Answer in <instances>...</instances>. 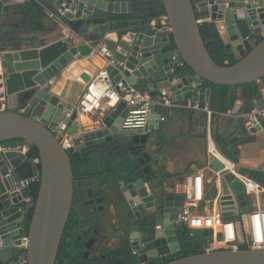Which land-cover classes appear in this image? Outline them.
Wrapping results in <instances>:
<instances>
[{"label": "water", "instance_id": "1", "mask_svg": "<svg viewBox=\"0 0 264 264\" xmlns=\"http://www.w3.org/2000/svg\"><path fill=\"white\" fill-rule=\"evenodd\" d=\"M52 8H60L71 0H42ZM171 36L160 21L140 23L130 15L135 12V0H77L74 12H67V26L79 34L82 43L71 45L61 41L62 29L55 40L34 35L30 24L19 34L33 33L34 44L23 47L20 41L7 40L6 31L13 15L34 18L41 12L39 6L24 8L20 3L0 0V264H22L25 253L27 264H55L63 233L70 218L75 179L70 152L63 148L55 128L71 101L55 89L63 72L73 71L84 57H89L99 42H104L113 52L116 65L110 71L112 80L125 81L141 91H148L158 102L150 105L151 114L143 128H124L122 122L128 113L127 96L115 107L97 115L90 126L84 127L81 113L74 110L70 118L64 117L69 133L76 135L74 154L97 148L101 153L127 155V160L142 152L134 170L119 184L127 203V243L138 250L136 258L148 264H264V246L205 250L210 241L208 229H197L192 238L193 253L183 255L180 234L183 226L175 219L183 204L184 193L170 187L155 169L157 152L148 151L149 142L161 143L156 135L162 127L158 119L167 112L159 98L160 89L171 81L170 68L174 48L189 70L180 71L170 85L174 101L198 100L200 108L210 102L211 89L205 81L222 85H239L264 79V36L254 40L264 31V0H161ZM42 8V9H41ZM201 14L220 21L225 28V47L237 54L236 62L217 63L210 54L201 32ZM22 23H16L18 26ZM23 26V25H22ZM12 30L11 38L13 37ZM85 84L90 76L82 74ZM198 82L201 85H198ZM246 89L244 88V92ZM13 103V104H12ZM4 104V108L2 107ZM6 105V106H5ZM248 118H245V122ZM264 129L260 124L249 127L247 133ZM239 129L226 139H215L220 153L237 165L238 172L264 185V169L240 164L238 146ZM10 139H22L24 145L5 147ZM36 146L38 163L33 162L34 177H39L38 193L34 202L23 205L25 192L23 179L17 167L25 161L27 149ZM22 147L26 149L22 150ZM133 151V150H136ZM133 163V162H132ZM210 168L221 172L218 180L220 206L225 221L235 219V210H251L244 184L227 167L222 158L213 157ZM81 185H79L80 187ZM173 188L174 190H171ZM81 203L80 205H83ZM82 214V212H78ZM28 223V228H26ZM122 232L115 234L122 243ZM27 243L22 247V239ZM243 244V234L240 236Z\"/></svg>", "mask_w": 264, "mask_h": 264}, {"label": "built area", "instance_id": "2", "mask_svg": "<svg viewBox=\"0 0 264 264\" xmlns=\"http://www.w3.org/2000/svg\"><path fill=\"white\" fill-rule=\"evenodd\" d=\"M12 3L25 4L35 2L43 7L56 22L62 26L67 27L68 30L64 32L61 41L70 44L75 38H79L78 32L69 28L64 19L67 12H74L77 0H71V3L64 2L60 8L54 9L48 6L42 0H10ZM157 21H160L162 26L171 36L173 32L172 26L168 23L167 16H160ZM200 22L203 19L200 18ZM156 24V21L153 23ZM256 43V41L254 42ZM90 56H98L102 58L103 64L97 69L95 74L90 77L86 86L76 100L72 103L70 109H66L63 117L58 122L55 128V134L59 139L61 145L67 151H74L76 149V135L69 133V127L64 117L70 118L74 110L79 113H94L100 110L115 107L121 100H127L129 110L125 116L122 127L124 128H143L151 114L150 105L158 102L159 99H154L148 91H141L137 87L125 82L119 81L115 83L112 80L110 71L116 65V60L113 52L108 48L104 42L98 43ZM172 60L175 62L170 68L171 81L169 84L160 89V96L163 100L162 105L168 110L159 119V123H163L169 111L177 107L179 104L171 98L170 85L176 76L180 73L181 68L187 67L185 61L180 58L177 48H174ZM200 86L201 83L198 82ZM192 109H204L211 113L208 105L200 108L198 103L190 105ZM248 121L247 127H254L260 124V117L264 118V108L255 106L248 113H246ZM26 147H23L22 150ZM208 153L212 157L222 158L227 162L228 169L233 172L240 181L244 184L245 193L250 200L251 210L249 212H241L239 209L235 210V219L225 221L223 211L220 206V189L217 186L218 180L221 177V172H214L210 165L208 167L199 168L197 165H192L193 172L186 178L184 182V200L179 209L177 218L175 219L176 226L188 227L191 230V236H195L197 229H208L210 241L203 247L205 250L232 248L238 249L243 245L248 247L264 246V185L260 182L249 178L238 172V167L233 162L226 160L215 142V139L210 138L207 147ZM38 158L34 162L38 163ZM210 171L212 178L207 177L205 172ZM32 181H38V176H33ZM31 181V182H32ZM30 182V183H31ZM208 183L216 184L217 195L213 198H207L206 190ZM29 182H23V191L25 192L23 205L29 206L34 202L35 197L27 193ZM243 234V244L240 242V236ZM27 236L22 239V247L26 246ZM131 252L138 255V250L131 247ZM22 264H27L28 259L25 253L21 256Z\"/></svg>", "mask_w": 264, "mask_h": 264}, {"label": "crops", "instance_id": "3", "mask_svg": "<svg viewBox=\"0 0 264 264\" xmlns=\"http://www.w3.org/2000/svg\"><path fill=\"white\" fill-rule=\"evenodd\" d=\"M22 5L24 8H33L34 6L39 7V5L35 2H29ZM33 15H35L33 19H31L30 17L25 18L21 14L13 15L10 18L6 17L11 21L8 26H3V28L8 27L6 31V39H15L17 41H20L23 47H27L34 44L35 41L33 36H35L36 34L43 37L46 36V41L52 42L55 40L54 35H56L57 32H59L61 29L63 33L68 30L67 27L60 26L56 22V20L48 13H46L43 9L41 12H33ZM200 16L203 19V22L213 21L208 14H201ZM157 19H153L150 24H153ZM16 23L22 24L15 26ZM140 23L143 22L140 21ZM30 24H33V26L37 27L35 28L34 35L33 33H29L24 36L22 34H19V31L27 29ZM215 24L217 25L223 42H225V38L223 37L225 35V28L223 27V23L220 21H215ZM13 29L14 33L13 37L11 38V36L9 35L11 34ZM263 36L264 31L260 35L255 36L254 40H258ZM80 43H82V40L80 38H75L69 44V46L77 45ZM230 53H232V55L236 58V53L231 51ZM102 64L103 60L98 56H89L82 58L76 69H74L72 72H63V75L58 77L55 89L63 98L71 102H76L86 86L82 74L86 73L91 77L95 74L97 69ZM256 82L260 87L262 99L260 102L256 101L255 106L264 108V79L258 80ZM1 90L2 89H0V93ZM211 100L212 90L210 95V102ZM175 102H177L179 105L169 111V114L166 120L162 123V127L160 128V130L157 133L153 134L161 140L160 147L157 150L158 152L156 154L157 164L155 169L159 171L158 173H161V178L165 179L170 187H174L176 191L183 192L184 182L186 178L193 172V170H191V166L197 165L199 168H203L210 165V161L213 158L207 150L210 138L216 139L219 137H224L228 139L236 134L239 129H242L245 135H243V133H239L237 143L233 144L232 146L237 145L239 148L238 157L240 159V164L264 169V129L260 130L257 133H247L249 128L247 127L245 122V118L247 117L246 113L242 111V108L246 107L247 104L242 99L237 100L235 106L228 112L220 113L214 118H212V111L211 113L207 112L208 116L206 124L200 118V111L190 108V105L193 103H198V100L195 101L191 98L181 102ZM209 104H207L208 107ZM2 107L4 108V104H2ZM103 111L104 110H100L98 112L88 114L81 113L83 126H90L92 120L97 115L102 114ZM192 112H195V114H191ZM215 134H217L218 137H215ZM205 174L207 177L212 178V173L210 171H206ZM174 189L171 188V190ZM108 191L110 194L116 193L114 192L116 191V189H113L112 187H109ZM118 191L120 192L119 197L123 198L121 190L118 189ZM112 195L114 197H117L116 194ZM216 195V184L213 185L211 183H208L206 190L207 198H213ZM120 212L121 214L119 215ZM119 213V216L125 214L122 208H119ZM112 239L113 240L111 241H114L112 242V244H117L116 247H118L120 245L118 239Z\"/></svg>", "mask_w": 264, "mask_h": 264}, {"label": "trees", "instance_id": "4", "mask_svg": "<svg viewBox=\"0 0 264 264\" xmlns=\"http://www.w3.org/2000/svg\"><path fill=\"white\" fill-rule=\"evenodd\" d=\"M198 1L199 0H193L194 4H197ZM163 15H165V10L161 0H135V12L130 15V17L132 19H138L141 22H151L153 19H157ZM201 32L210 54L217 63L231 65L237 61L232 53H230V51L225 47L223 39L214 21L202 22ZM188 70V67L180 69V71ZM202 85L212 90V100L209 104V109L212 111V118L216 117L220 113L228 112L235 106L236 101L239 99H242L247 104L246 107L242 108L244 113H248L255 107L256 101L260 102L262 99V93L256 81L246 83L242 86V88H240L239 85L214 84L208 81H205ZM244 88L246 89L245 92ZM195 110L200 111V118L206 124L208 116L207 111L204 109ZM191 114H195V112H192ZM215 137H218V135L215 134ZM2 145L14 148L18 145H24V141L22 139H10L4 141ZM27 156L28 158L22 162L17 170L23 179H30L34 176L33 162L30 161V159L39 158L37 147H29L27 149ZM70 156L73 164L74 179L77 182L88 180L90 183L102 187L106 185H118L122 179H125L128 176V168L124 169L122 166L106 163L99 155L97 148H91L78 154H74V152L70 151ZM37 165L39 167V163ZM38 182L39 181H32L29 183L27 188V193L29 195L33 197L37 196ZM69 220L61 239L55 264H79L75 258L76 250L72 244L73 238H67L72 234L74 236V233H71V230L73 231L74 224L72 220ZM25 225L26 228H28V223ZM184 230V233L180 234L181 250L183 255H187L195 252L196 250L192 245L193 237L191 236V230L188 227H185ZM242 247L247 248L248 246L243 245ZM64 250H66L65 253ZM108 263L140 264L136 256L128 247L126 238L121 245L115 248Z\"/></svg>", "mask_w": 264, "mask_h": 264}, {"label": "flooded vegetation", "instance_id": "5", "mask_svg": "<svg viewBox=\"0 0 264 264\" xmlns=\"http://www.w3.org/2000/svg\"><path fill=\"white\" fill-rule=\"evenodd\" d=\"M150 137L151 135L147 138L148 151L150 152L152 149L157 151L160 144L150 143ZM133 151L137 152V149ZM142 152H137L136 156L127 160V155H115L108 152L105 155L98 150L99 155L106 163L119 165L124 169L128 168V171L134 170L133 165L137 164L139 159H146ZM119 184L100 187L88 180L75 181L74 200L69 219L72 220L76 230L73 228L71 233H74V236L72 234L67 238H73L72 244L76 250L75 258L79 264H109L110 257L117 246V244H112L114 242L111 241L112 238H116L115 234L122 231L121 238L127 237L126 229L128 227L125 221L129 208L125 200L119 197ZM79 185L81 186L79 187ZM109 187L116 189L114 191L116 193L112 194H116L117 197L109 193ZM81 203L84 204L80 205ZM119 208H122L125 213L122 216L118 215ZM78 212H82V214H78ZM123 241L122 239L121 242L123 243ZM65 252L66 250H64Z\"/></svg>", "mask_w": 264, "mask_h": 264}, {"label": "rangeland", "instance_id": "6", "mask_svg": "<svg viewBox=\"0 0 264 264\" xmlns=\"http://www.w3.org/2000/svg\"><path fill=\"white\" fill-rule=\"evenodd\" d=\"M121 214V212L119 213V215Z\"/></svg>", "mask_w": 264, "mask_h": 264}, {"label": "bare ground", "instance_id": "7", "mask_svg": "<svg viewBox=\"0 0 264 264\" xmlns=\"http://www.w3.org/2000/svg\"><path fill=\"white\" fill-rule=\"evenodd\" d=\"M81 115V114H80Z\"/></svg>", "mask_w": 264, "mask_h": 264}]
</instances>
